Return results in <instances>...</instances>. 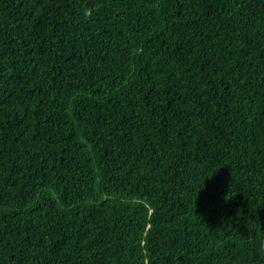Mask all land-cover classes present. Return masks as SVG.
<instances>
[{
  "label": "trees",
  "instance_id": "16d2710c",
  "mask_svg": "<svg viewBox=\"0 0 264 264\" xmlns=\"http://www.w3.org/2000/svg\"><path fill=\"white\" fill-rule=\"evenodd\" d=\"M0 264H264V0H0Z\"/></svg>",
  "mask_w": 264,
  "mask_h": 264
}]
</instances>
